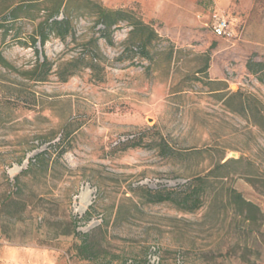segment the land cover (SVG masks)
<instances>
[{"label":"rangeland","instance_id":"rangeland-1","mask_svg":"<svg viewBox=\"0 0 264 264\" xmlns=\"http://www.w3.org/2000/svg\"><path fill=\"white\" fill-rule=\"evenodd\" d=\"M20 1L0 0V15ZM44 1L0 44L12 65H0V204L16 201L0 215V264H264V81L246 67L264 62V0L232 1L230 40L213 34L211 17L165 25L140 1L99 0L154 28L148 59L131 51L123 22L95 49L99 25L86 17L74 18L73 36L34 46ZM42 54L52 74L26 79ZM132 135L138 146L125 148ZM199 179L206 194L194 212L146 202L145 188L181 192ZM232 190L257 206L249 227ZM71 220L99 244L89 259L66 233Z\"/></svg>","mask_w":264,"mask_h":264},{"label":"trees","instance_id":"trees-1","mask_svg":"<svg viewBox=\"0 0 264 264\" xmlns=\"http://www.w3.org/2000/svg\"><path fill=\"white\" fill-rule=\"evenodd\" d=\"M41 1L44 0H22L7 6V10L0 15V44H2L5 38L10 34V30H12L15 22L23 19L34 20L36 18V15L33 13V8ZM44 2L50 4L48 7L49 13L44 17V20L39 24L38 28L30 35V40L34 46L37 42L43 46L51 35L60 40H65L67 36H73L74 26L72 21L74 18L79 17L90 18L95 25H99L97 29L99 32L98 37H92L89 41L95 49H97V41L99 38H103L110 44L112 42L114 28L122 22L131 27L129 31L130 38L138 42V44L131 46V51L139 54L141 58H149L148 45L152 44V42L158 38L154 28L150 24L144 22L129 8H108L99 0H45ZM59 12L62 14L61 18H58ZM35 53H38V49H35ZM92 62L93 61L90 59L88 65L91 66ZM0 65L5 68L12 67L11 63L5 59L1 52ZM246 67L252 75L256 76L258 81H264V62L249 60L246 63ZM52 70L53 63L46 55L42 54L41 58L37 57L35 63L30 68L22 71L21 74L28 80L44 82L47 80L48 76L52 74ZM73 73V70L70 71L68 76L73 75ZM67 78L66 75H59V79L63 82L66 81ZM133 139L134 136L132 135L120 143L124 144L125 148L138 146V143L134 142ZM43 160L44 154H38L34 157V162L37 164ZM234 160L235 159L230 158L221 165L224 166ZM30 164L31 167L33 163ZM25 173L26 170H23L21 174L16 176L15 185L17 189H20L21 185L20 176ZM204 180L205 179H199L197 184L189 185L181 192L167 188L163 190L145 188L146 202L159 203L165 201L182 210L194 212L201 208L205 200L206 184H204ZM228 201L233 206L235 212L247 223V226H251L253 223L251 213L258 210L257 206L250 200L244 198L241 193L236 190L230 192ZM15 203L16 201L13 196L8 194L0 204V215L6 216L8 208ZM123 207L122 204L117 207L116 216L120 215ZM89 219L90 210H87L83 216V220L88 221ZM76 224V221H69L66 233L78 237L79 243L77 244V249L81 257L89 259L92 254L99 251V244L98 242L94 243L89 233H80L76 231ZM100 229H102L101 226L97 227V230ZM130 264L137 263L134 261V263Z\"/></svg>","mask_w":264,"mask_h":264},{"label":"crops","instance_id":"crops-1","mask_svg":"<svg viewBox=\"0 0 264 264\" xmlns=\"http://www.w3.org/2000/svg\"><path fill=\"white\" fill-rule=\"evenodd\" d=\"M126 2L134 0H125ZM140 1L145 13L151 19L163 24L197 25L217 12H227L233 0H136Z\"/></svg>","mask_w":264,"mask_h":264},{"label":"built area","instance_id":"built-area-1","mask_svg":"<svg viewBox=\"0 0 264 264\" xmlns=\"http://www.w3.org/2000/svg\"><path fill=\"white\" fill-rule=\"evenodd\" d=\"M212 32L216 37L225 40L234 38V31L231 28L229 21L217 12L212 15Z\"/></svg>","mask_w":264,"mask_h":264}]
</instances>
